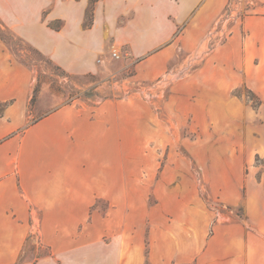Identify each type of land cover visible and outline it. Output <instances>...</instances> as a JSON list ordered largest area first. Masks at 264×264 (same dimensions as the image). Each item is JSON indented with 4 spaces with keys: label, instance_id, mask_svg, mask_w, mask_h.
I'll return each mask as SVG.
<instances>
[{
    "label": "rangeland",
    "instance_id": "1",
    "mask_svg": "<svg viewBox=\"0 0 264 264\" xmlns=\"http://www.w3.org/2000/svg\"><path fill=\"white\" fill-rule=\"evenodd\" d=\"M190 1L183 16H168L173 33L139 55L117 34L130 14L103 26L95 72L68 71L26 40L2 42L31 71L21 128L84 104L96 131L90 170H80L96 193L78 231L90 244L56 256L34 232L13 264H151L152 243L163 254L160 240L173 239L185 217L243 216L232 197L264 175V0Z\"/></svg>",
    "mask_w": 264,
    "mask_h": 264
},
{
    "label": "crops",
    "instance_id": "2",
    "mask_svg": "<svg viewBox=\"0 0 264 264\" xmlns=\"http://www.w3.org/2000/svg\"><path fill=\"white\" fill-rule=\"evenodd\" d=\"M190 2L99 0L92 26L86 28L88 0H0V19L64 69L95 72L103 26L130 14L117 34L139 55L173 33L176 24L168 16H183ZM57 21L58 28L49 25ZM24 78H31V71L12 60L0 40V102L8 101L0 115V264L16 262L34 232L56 256L90 244L89 237L78 233L96 196L90 193V176L80 175L81 169L90 170L84 167L86 153L90 136L96 134L90 107L65 104L21 128ZM97 115L98 110L93 117ZM260 179L250 176L244 196L232 197L243 205V216L185 217L182 230L173 228V239L168 235L160 240L163 254L159 241L152 243L151 264H264V175Z\"/></svg>",
    "mask_w": 264,
    "mask_h": 264
},
{
    "label": "trees",
    "instance_id": "3",
    "mask_svg": "<svg viewBox=\"0 0 264 264\" xmlns=\"http://www.w3.org/2000/svg\"><path fill=\"white\" fill-rule=\"evenodd\" d=\"M97 1H99V0H88L87 7L85 10V17H84V26L86 28H89L92 26L93 17H94V6H95ZM57 22L59 23L58 25H54L53 22H50L49 25L53 28H58L61 25V22L60 21H57ZM4 30L7 31L11 36L5 35ZM0 40L4 43H6V44L8 43L10 45H11L12 40H13V43L25 42L24 39H22L17 34H15V32L10 27H8L1 19H0ZM62 73H64V71H62ZM84 76L90 77V78L94 77V75L90 74V73H87ZM246 91L248 92L246 94V97L248 98V100L251 101L252 105L254 107L259 106L261 104V100L257 97V95L253 91H251L250 89H247ZM7 103H8V101L0 102V115L2 113L4 106Z\"/></svg>",
    "mask_w": 264,
    "mask_h": 264
},
{
    "label": "built area",
    "instance_id": "4",
    "mask_svg": "<svg viewBox=\"0 0 264 264\" xmlns=\"http://www.w3.org/2000/svg\"><path fill=\"white\" fill-rule=\"evenodd\" d=\"M113 54L116 55V51H113Z\"/></svg>",
    "mask_w": 264,
    "mask_h": 264
}]
</instances>
